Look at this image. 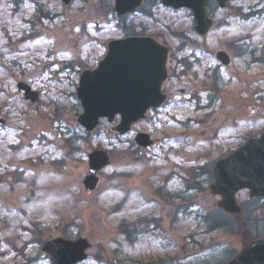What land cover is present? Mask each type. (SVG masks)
Returning <instances> with one entry per match:
<instances>
[{
    "label": "rangeland",
    "instance_id": "rangeland-1",
    "mask_svg": "<svg viewBox=\"0 0 264 264\" xmlns=\"http://www.w3.org/2000/svg\"><path fill=\"white\" fill-rule=\"evenodd\" d=\"M114 3L0 0V116L8 121L0 125V264H53L41 247L62 237L92 240L79 264H224L264 238V200L243 191V216L227 217L216 208L208 172L264 128V91L260 98L254 91L264 80V0H233L223 11L212 5L216 22L205 37L188 10L156 4L151 16L126 20ZM128 32H146L171 51L168 100L131 133L119 136L102 120L87 134L76 116L80 74L97 67L108 40ZM203 45L230 53L241 91L208 88L221 86L215 72L228 79ZM22 81L41 92L32 108L17 89ZM140 132L154 146L138 147ZM96 149L108 151L112 164L89 194L83 179Z\"/></svg>",
    "mask_w": 264,
    "mask_h": 264
},
{
    "label": "water",
    "instance_id": "water-1",
    "mask_svg": "<svg viewBox=\"0 0 264 264\" xmlns=\"http://www.w3.org/2000/svg\"><path fill=\"white\" fill-rule=\"evenodd\" d=\"M67 5L72 0H63ZM143 0H116L115 9L120 15L136 9ZM173 7H192L196 16L197 30L206 33L212 21L206 16L207 0H162ZM226 0H219L225 6ZM108 55L100 62L96 70H86L82 74L78 97L85 108L84 114L79 116V122L94 130L101 117L113 121L119 114L121 123L113 130L127 133L132 124L146 117V112L152 107H159L166 99L161 93L164 80L168 76L167 57L169 50L151 37H128L109 44ZM226 54L220 53L221 58L229 62ZM25 90V99L37 101L39 93L33 91L25 83L18 85ZM6 122L0 118V123ZM140 146H150L154 142L146 133L136 136ZM90 171L84 179L86 192L91 194L101 181L95 174L105 166L110 165L111 159L104 150L90 153ZM214 182L210 185L215 195H221L219 208L229 214L241 213L242 208L237 202L236 194L242 189L250 190V196H264V133L260 138L250 137L245 145L219 159L215 164ZM87 238L69 240L55 238L46 241L42 248L47 252L54 264H77L87 259V250L91 248ZM227 264H264V240L259 239L245 246L242 251Z\"/></svg>",
    "mask_w": 264,
    "mask_h": 264
},
{
    "label": "flooded vegetation",
    "instance_id": "flooded-vegetation-1",
    "mask_svg": "<svg viewBox=\"0 0 264 264\" xmlns=\"http://www.w3.org/2000/svg\"><path fill=\"white\" fill-rule=\"evenodd\" d=\"M196 82H194V84H195ZM254 83H256V82H254ZM242 85H243V82H242ZM242 87L243 86H241L240 84H239V86L237 87L240 91L242 90ZM187 91V88L186 89H184V92H186ZM233 91V90H232ZM242 93H244V92H242ZM222 101H223V99H222ZM224 102V101H223ZM213 112H215V110H213L212 112H210V113H208V116L211 114V116H214L216 113H213ZM203 129V128H202ZM202 132L203 133H205L206 132V130H202Z\"/></svg>",
    "mask_w": 264,
    "mask_h": 264
}]
</instances>
